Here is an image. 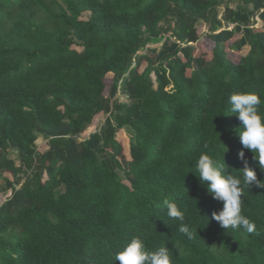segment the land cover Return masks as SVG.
Wrapping results in <instances>:
<instances>
[{
    "label": "trees",
    "instance_id": "1",
    "mask_svg": "<svg viewBox=\"0 0 264 264\" xmlns=\"http://www.w3.org/2000/svg\"><path fill=\"white\" fill-rule=\"evenodd\" d=\"M224 1L0 0V193H11L0 205V264H119L136 236L168 247L175 264H264V189L245 190L255 231L225 230L211 218L222 202L192 172L202 152H225L239 175L228 98L253 91L264 101V0H235L220 17ZM201 23L207 61L195 55ZM245 48L232 59L229 49ZM100 113L103 125L82 139ZM165 199L185 212L191 238Z\"/></svg>",
    "mask_w": 264,
    "mask_h": 264
},
{
    "label": "clouds",
    "instance_id": "2",
    "mask_svg": "<svg viewBox=\"0 0 264 264\" xmlns=\"http://www.w3.org/2000/svg\"><path fill=\"white\" fill-rule=\"evenodd\" d=\"M228 103L229 113L235 114L240 121L236 128L243 146L238 153V158L243 162L239 175H233L229 171L230 166L224 160L225 152L219 159L209 152H202L195 162V171L192 172L207 188L212 198L223 204L221 210L212 212L211 218L225 230L243 229L252 233L256 229L255 223L242 212L245 190L252 186L264 189V180L258 179L256 170L245 158L244 149L252 152L260 171L264 172V111L261 110L264 101L256 92L240 91L231 94ZM162 203L167 209L168 217L180 222L179 232L191 238L193 231L185 223V212L181 207L169 199L163 200ZM114 261H119V264H175L168 247L160 246L151 250L138 236L131 238L116 253Z\"/></svg>",
    "mask_w": 264,
    "mask_h": 264
},
{
    "label": "rangeland",
    "instance_id": "3",
    "mask_svg": "<svg viewBox=\"0 0 264 264\" xmlns=\"http://www.w3.org/2000/svg\"><path fill=\"white\" fill-rule=\"evenodd\" d=\"M234 1L235 0H225L224 1L222 6L219 8L220 17H222L223 14H224V10H225L226 4L230 3V6L235 7L236 3ZM85 17H87V15H85ZM256 20H257V23L255 24V28L256 29H259V28L260 29H264V21L260 20L259 18H257ZM198 30H199L200 38H199V40L196 43H194L195 55L200 56L203 61H207V60L211 59V57H212V49H213V42L208 37L209 25L206 24V23H201L198 26ZM239 37H240V35H237L235 37V39H237ZM158 45H153L152 44V45H149V46L155 47V46H158ZM247 50L248 49L245 48L242 52H234L231 49H229V52H230V55L232 56V59L237 61L240 58V54L246 53ZM108 79H109L108 82H110L112 80V75H110L108 77ZM118 99L120 101L126 100V98L123 97L122 95H118ZM107 117L108 116L105 113H100V114L96 115V117L94 118L93 124L83 133L81 138L82 139L86 138L92 132H94L97 129H99L103 125V123L105 122ZM118 138L122 142L126 154H128L129 143H130V135H129L128 131L126 129L119 131ZM37 146H38V150L40 152H45L48 149V140L46 138H44V137H40L37 140ZM10 157L17 161V154L15 153V151H12V150L10 151ZM17 164H19L18 161H17ZM7 174H9L11 176V178H12V175L10 173H7ZM10 194H11L10 192H8V193H0V205H2L8 199Z\"/></svg>",
    "mask_w": 264,
    "mask_h": 264
}]
</instances>
